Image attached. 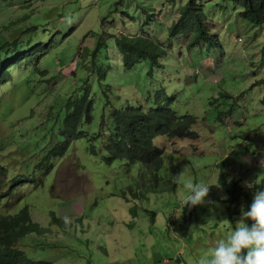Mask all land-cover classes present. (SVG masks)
Wrapping results in <instances>:
<instances>
[{"label":"rangeland","instance_id":"1","mask_svg":"<svg viewBox=\"0 0 264 264\" xmlns=\"http://www.w3.org/2000/svg\"><path fill=\"white\" fill-rule=\"evenodd\" d=\"M166 1L0 0V185L3 171L34 180L18 186L27 205L11 214L27 208L36 224L17 244V264H196L240 219L219 176L241 191L264 182V26L242 20L230 0H201L217 38L187 49L173 43L152 76L145 62L125 70L108 36L151 28ZM173 14L166 7L158 15L162 32ZM74 93L93 98L95 112L67 127L61 119ZM165 96L172 111L193 119L196 137L153 140L164 151L163 180L175 174L177 186L159 181L152 189L139 163L108 164L102 146L113 106L147 110ZM64 130L69 151L50 153ZM188 183L210 185L204 203L183 207Z\"/></svg>","mask_w":264,"mask_h":264},{"label":"trees","instance_id":"2","mask_svg":"<svg viewBox=\"0 0 264 264\" xmlns=\"http://www.w3.org/2000/svg\"><path fill=\"white\" fill-rule=\"evenodd\" d=\"M240 1L243 6L242 16L252 24L264 26V0ZM116 44L123 55V67L125 70H133L135 66L144 62L151 68L160 66L159 58L161 57V52L155 45L142 42H132L130 44V42L125 40H117ZM32 63H34L35 70L38 69L39 63L37 61ZM84 93L89 92L86 91ZM84 93H74L72 100L68 97L69 103L65 105L66 110L63 112V118L61 119L67 127L71 124L73 125L76 119L82 121L85 115L87 121L92 119L96 102ZM167 99L168 97L165 96V102L159 101L147 111L143 110L141 106L114 108L110 112L112 129L109 133V139L103 142L102 146V149L106 152L104 158L108 164L115 160L124 161L127 166L139 163L141 168L147 171L151 177L150 187L152 189L158 188L159 181L164 184L165 189H175L177 186V176L175 174L171 178L173 181L169 179L163 180V177H169V175L161 173L164 167V151L153 144L154 138L158 135H165L170 139L195 137L191 130L193 119L190 117L184 119L177 115L176 112L170 109ZM61 112V109L56 112L57 119L60 118ZM105 124L104 120H102L101 125L104 126ZM64 134L66 138L59 139L60 145L53 146L49 150L50 153L62 156L68 150V141L72 137L66 130H64ZM93 139L95 140L96 136ZM87 150L96 154L97 148L92 143V140H90ZM18 177L20 178L18 179ZM27 179L23 176H15L10 180V183L13 185H21L22 183L24 185L26 182H33V179ZM4 181L8 182L6 175H4ZM218 181L229 193L228 201L234 213L238 212L240 204L243 207L242 209L246 210L252 198L250 193L242 192L236 181H228L223 175L219 176ZM169 183L171 185H168ZM24 212L27 213V208L12 217L11 210L0 208V264H17L24 261L21 258L22 253L14 247L23 236H27L36 230V224L31 223L28 217L25 218ZM248 223L251 224L252 221H248Z\"/></svg>","mask_w":264,"mask_h":264},{"label":"clouds","instance_id":"3","mask_svg":"<svg viewBox=\"0 0 264 264\" xmlns=\"http://www.w3.org/2000/svg\"><path fill=\"white\" fill-rule=\"evenodd\" d=\"M230 2L234 9L240 8V11L238 12L237 15L242 20H247L245 17L242 16L243 6L241 5V1L230 0ZM166 7L169 11L174 12L173 16H175V18H172L170 20L169 26L165 29L164 32H162V27L160 24H158L159 21L157 20V18L158 15L165 13ZM166 7L158 11L156 10V12H154L155 10H153L155 23L154 25H152L151 28L147 30L142 29L141 31H132L130 34H128V36L126 35L108 36V38H114L116 41L125 40L126 42H130V44L132 42H142L146 44L155 45L158 48V50L161 52L160 55L161 57L159 58L160 66H153L152 68L151 67L148 68L149 76H152L153 68H159L162 66L161 60L166 55L167 51H173V43L177 42L180 45H182L181 49L183 48L187 49L188 47L193 48L196 47L197 45H202L203 43H207L211 41L213 38H217V34H212V31L210 29L212 23L208 20V17L204 11V7L201 0H167ZM249 25L262 27V25H255L252 23H249ZM140 32L142 35H140ZM166 33L173 36L174 38L166 39L165 38ZM182 40L183 42H179ZM236 40L240 42L241 38L238 37V39ZM185 44H188V46ZM95 53L96 50H94L93 52L94 56ZM76 61L77 58L74 60V64H76ZM158 102L159 101H157L154 104V106ZM113 107L119 109L118 107L115 106ZM70 126H72V124ZM193 133L195 134V132ZM159 136H165V135H158L157 137ZM195 137L190 138V140L192 139L194 140ZM185 139H189V138H185ZM68 143H69L68 145V150H69L71 140H69ZM2 146L3 144L0 143V152L2 150ZM261 164H262L261 170L264 172L263 159ZM3 174L6 175L4 171ZM6 176L9 177L8 174ZM14 177L15 176L9 178L11 180ZM10 180L9 183L4 181L6 184V188H1L0 185V192H1L0 207L11 210L12 213L13 212L12 210L16 206V204L17 205H27V204L25 203V201L23 203L22 200L21 201L19 200L18 202V199L22 196L20 195L17 189L18 186L20 185L11 184ZM226 180L228 179L226 178ZM228 181H232V180H228ZM23 186L25 187V185ZM209 186L210 185H206L203 183L186 184L185 188L188 191H187V195L184 197L183 200V207L185 204H188L189 206H194L197 204L204 203L205 202L204 198L208 193ZM242 192L250 193V195L252 196L251 202L248 205L247 209L241 210L240 219L238 222H236V226L231 230V232L228 235H226L225 238L216 240L214 245L212 247H209L198 258L196 264H264V182L253 183V184L250 183L246 187V190ZM8 198L11 199L16 198L15 203L12 207L10 204V199L9 201L5 200ZM240 207L241 204L239 208ZM248 221H252V223L249 224ZM18 242H20V240ZM17 244L14 248L20 251V253H22L23 255L24 253L23 250L19 249L18 247L20 243L18 245ZM22 263H24V261Z\"/></svg>","mask_w":264,"mask_h":264}]
</instances>
